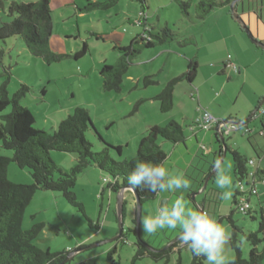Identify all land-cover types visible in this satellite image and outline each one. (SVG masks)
I'll use <instances>...</instances> for the list:
<instances>
[{"label":"rangeland","instance_id":"obj_1","mask_svg":"<svg viewBox=\"0 0 264 264\" xmlns=\"http://www.w3.org/2000/svg\"><path fill=\"white\" fill-rule=\"evenodd\" d=\"M12 1L38 0H6L5 9L0 10V24L11 20L8 8ZM87 3V0H50L52 49L58 53L74 54L87 43L88 52L84 57L79 60L66 58L47 65L28 51L20 37L0 40V87L7 81V69L10 71L7 88L11 95L22 84L30 87L21 104L33 113L36 120L34 127L39 130H55L70 111L85 107L90 110L98 132L109 137V122L113 113L118 112L111 97L122 98L116 104L126 116L113 126L112 137L122 138L127 133L139 132L146 119L161 126L171 120L178 121L184 127L186 139L178 144L160 139L169 154L163 164L171 174L183 175L189 181V187L174 192H159L156 199L143 203L139 234L136 233L135 197L132 191L125 190L124 229L120 236L119 193L108 187L105 179H111L109 174L91 166L78 175L73 190L94 226L61 192L38 190L25 211L23 227L29 229L35 223L43 222L45 227L35 243L51 252L69 251L72 257L65 264H177L179 259L182 264H191L192 252L181 246L179 230H161L149 235L141 227L145 216L158 213L162 207L171 208L177 199H182L188 208L200 210L204 205L208 215L226 228L230 238L232 224L228 217L232 213L234 223L241 228L238 243L244 258L249 259L254 246L247 237L250 233L261 240L257 248L263 252L264 214L262 216L261 208H264V183L257 182V195L247 194L252 215L239 211L234 202L240 188L234 172L233 155L231 151H226L218 160L220 144L215 138L216 125L208 130L196 123L206 109L219 121H242L252 114L258 103V92L264 85V51L241 30L231 14L230 5L216 7L205 19H199L193 7L189 16L182 14L174 0H117L107 9L92 11L84 9ZM250 4V0H245L239 5L238 12H244L243 17L253 34L264 40V0H256V6L260 5V8H255L259 9L261 18L250 11ZM143 16L155 27L154 33L169 27L174 36L163 44L145 49L134 59L124 76L121 93L107 92L103 88L100 69L104 64L114 65L117 62L119 47L128 45L134 37L144 35L145 27L139 24ZM190 59H196L199 64L194 82L180 81L174 91L173 108L162 112L160 101L153 99L168 81L187 71ZM229 60L237 69L224 67L225 61ZM151 74L156 75L157 83L145 86L143 79ZM142 98L146 100L139 105V110L135 109ZM11 110L9 106L4 113ZM248 125L250 129H259L261 117L256 114ZM231 126L239 127L233 124L227 127ZM87 137L94 144V150L100 151L96 134L88 133ZM224 139L225 143H221L223 151L227 145L231 150L256 158L244 128L225 133ZM134 140L130 141L127 149L124 146L126 152L113 157L116 160L134 158L138 148V141ZM13 153L4 149L0 142V154L13 156ZM51 157L64 171H70L76 165L77 156L73 153L51 151ZM217 161L220 163L219 170L210 176ZM221 174L231 179L230 200L221 198L222 193L229 190L218 186L217 178ZM8 176L15 183L34 182L30 170L22 169L14 162L9 165ZM215 193L220 196L216 206L212 196ZM139 235L147 246L156 251H167V254L160 259L146 255L134 261ZM81 245L83 248L74 252ZM226 254L231 261L236 258L230 240Z\"/></svg>","mask_w":264,"mask_h":264},{"label":"trees","instance_id":"obj_2","mask_svg":"<svg viewBox=\"0 0 264 264\" xmlns=\"http://www.w3.org/2000/svg\"><path fill=\"white\" fill-rule=\"evenodd\" d=\"M5 1L0 0V10L5 9ZM232 1L174 0L182 14L189 16L193 7L199 19H205L216 7L230 5ZM244 1H241L239 5L244 3ZM87 2L84 9L92 11L95 9H107L114 5L117 0H110L108 2L87 0ZM250 3V6H252L250 11L256 12L258 18H261L259 9L255 8H260V5L256 6V0H250ZM8 15L11 20L0 24V40L20 37L25 42L28 51L32 55L41 58L47 65L71 57L79 60L88 52L87 43H84L82 48L74 54L58 53L52 49L50 38L53 31V20L50 0H38L34 2L12 1L8 8ZM241 15L243 17L244 12ZM173 36L174 33L169 27L163 28L159 33H154L153 29L147 35L134 37L128 45L119 47L120 56L117 62L114 65L104 64L100 69L103 88L107 92L121 93L124 76L134 59L142 54L145 49L152 48L156 44H163L172 39ZM261 50L264 51L263 49ZM198 68V61L190 59L187 71L168 81L162 91L155 96V99L161 103L162 112H168L173 108L176 85L182 80H188L192 83L197 76ZM7 73V81L0 87V142L4 149L13 151L14 153L13 156L0 154V264H61L68 259L71 254L69 251L51 252L49 249L45 250L35 243L38 235L45 227L43 222L35 223L29 229L23 227L25 211L32 202L36 192L38 190L61 192L72 206L76 207L87 217L84 204L78 200L73 190L80 173L91 166L100 168L111 176V179H105L110 190L119 193L122 188L128 186L126 178L134 168L136 162L145 161L160 164L168 158L169 154L160 143V139L173 144L185 141L184 127L176 120H171L165 126L152 125L140 139L134 158L130 160H116L113 156L114 154L121 156L122 147L107 142L102 137L92 122L91 113L88 108L77 107L70 111L60 121L58 128L55 130H39L35 128L34 124L36 120L33 113L29 108L21 104L22 98L30 90V87L27 84H22L11 95L7 88V83L10 81L9 69H7ZM155 76V74L145 76L143 79L145 86L156 84ZM262 99L263 97L258 101L256 106H259V109L264 105H259ZM145 100L144 98L140 99L135 109H138L139 105ZM9 106L12 107V110L4 113ZM259 109L255 115L257 114L261 117V125L256 133H252L248 125L255 115L247 118L246 122L237 127L238 129L244 128V134L248 135V141L256 149L258 157L260 156L256 145L264 152L261 144H259L260 140L264 142V116L260 114ZM220 122L222 121L218 123ZM92 132L98 137L101 147L100 151L94 150V144L87 137V134ZM222 132L225 134V131ZM215 138L216 142L220 144L218 150V160H220L224 155L221 146L222 142L217 133L215 134ZM226 150L231 151L233 155L234 172L238 183L244 181L247 179L249 171L253 170L249 167V161L254 158H250L238 150H231L227 145ZM51 151L75 154L77 156L76 165L70 171L62 170L52 159ZM12 162L22 169L28 168L34 182L32 184H20L11 181L8 176V168ZM214 168L212 167V170ZM254 171L258 179L264 177V170L258 169ZM134 189L138 193L142 203L156 199L159 194V192L151 193L140 188ZM240 194L242 192L240 190L237 191L234 200L238 210V198ZM212 196L216 206L220 200L219 193H215ZM201 209L203 212L209 213L205 210L204 205L201 206ZM243 213L252 215L251 209ZM261 213L263 216V207L261 208ZM228 218L232 224L230 244L236 251V258L232 261V264H262L264 250L260 252L257 248V244L261 240L254 233L247 235L254 246L250 250L249 259L244 258L240 244L238 243V233L241 231V228L234 223L232 213ZM87 219L90 225L94 226L88 217ZM174 245L176 243L172 246ZM82 248L83 245L79 246L74 252ZM165 254H167V251H156L147 246L139 235L138 250L134 261L146 255L154 259H160ZM177 264H182L181 259H179ZM191 264H206V261L202 257H195L192 254Z\"/></svg>","mask_w":264,"mask_h":264},{"label":"clouds","instance_id":"obj_3","mask_svg":"<svg viewBox=\"0 0 264 264\" xmlns=\"http://www.w3.org/2000/svg\"><path fill=\"white\" fill-rule=\"evenodd\" d=\"M213 167L219 170V161ZM127 184L151 193L174 192L187 189L189 181L183 175H173L163 163L138 161L127 175ZM231 179L219 175L217 184L227 188L221 198H232ZM142 230L154 235L161 230H179V242L187 247L195 257H202L206 264H232L226 254L230 234L213 217L199 209L188 208L182 199H177L171 206L162 207L158 213L145 216L141 222Z\"/></svg>","mask_w":264,"mask_h":264},{"label":"water","instance_id":"obj_4","mask_svg":"<svg viewBox=\"0 0 264 264\" xmlns=\"http://www.w3.org/2000/svg\"><path fill=\"white\" fill-rule=\"evenodd\" d=\"M243 1V0H233L230 4V11L231 14L233 16V18L238 22V24L240 25V27L242 28V30H244L249 37L252 39V41L254 42L255 45H257L258 47H260L261 49L264 50V41L260 40L258 37H256L253 32L251 31L249 25L247 24V22L245 21V19L242 17V15L238 12V5L239 3ZM264 104V97L261 100L259 105ZM259 106L255 108V110L252 112V114L248 117H252L255 115V113L258 111ZM247 119L242 120V121H222L220 123H218L215 126L216 129V133L219 135L220 141L225 143V139H224V132H222L221 130V125L222 124H233V125H241L242 123L246 122ZM225 145V144H224ZM225 151H224V155L226 150V146L224 147ZM223 155V156H224ZM220 164V163H219ZM217 170V168H214L212 173L210 174V176H212L214 174V172ZM204 187H206V185H204ZM125 190H130L133 192L134 197H135V201L137 204V233L139 234V227H140V218H141V213H142V201L138 195V193L136 192V190L130 186H126L124 188H122L119 192V201H118V222H119V235L121 236V234L123 233V220H124V215H125V210H124V191ZM202 211V209H201ZM72 256H69L68 259L66 261H64L61 264H65L68 260L71 259Z\"/></svg>","mask_w":264,"mask_h":264},{"label":"crops","instance_id":"obj_5","mask_svg":"<svg viewBox=\"0 0 264 264\" xmlns=\"http://www.w3.org/2000/svg\"><path fill=\"white\" fill-rule=\"evenodd\" d=\"M148 23H149V21H148ZM149 25H151V24H149ZM152 27H153V29L155 28L153 25H151ZM259 35H260V33H259ZM231 63H234L233 61L231 62V60H229V61H225V68L227 67V66H229V67H231L232 65H231ZM239 69V71H240V67L238 68ZM224 71V70H223ZM195 80V79H194ZM194 82V81H193ZM117 95H119V94H117ZM116 95V96H117ZM194 97H196V95L194 94L193 95ZM262 97H264V85H263V87L261 88V90L258 92V101L262 98ZM111 99H112V104H114V105H116L117 107V110H118V112L117 113H113V117L111 118V120H110V124H111V126L108 128V130H107V132H108V134H110L109 135V137H107V136H105L104 134H102L103 136H104V138L106 139V141L107 142H110V143H112V144H114V145H119V146H121L122 147V153H124V152H126L125 151V148H124V146L126 147V149L129 147V145H130V141L131 140H133V139H135V140H137L138 141V144H139V141H140V139L142 138V136H144L146 133H147V131H148V129L152 126V125H159L157 122H154V121H152V120H149V119H146L145 120V122H144V124L142 125V128L139 130V132H137V133H135V134H133V133H127L126 135H123L122 136V138H118L119 136H114V137H112L113 135H111V130H112V128H113V126H115V124L117 123H119V121H121V120H123L126 116H125V114L123 113V112H121V110H119L118 109V106L119 105H117L116 103L118 102V101H120L122 98H120V97H111ZM153 100H155V98L153 99ZM131 103H133V102H131ZM130 103V104H131ZM139 108H140V106H139ZM139 108H138V110H139ZM202 113V112H201ZM197 122H198V120H197ZM197 125V124H196ZM198 126V125H197ZM199 127V126H198ZM250 128V127H249ZM260 128V127H259ZM228 129V127L225 125V124H222L221 125V130L222 131H225L226 132V130ZM234 130H238V128H236V129H234ZM259 129H250V131L252 132V133H256L257 131H258ZM121 131H122V129H121ZM102 133V132H101ZM116 137V138H115ZM126 138V139H125ZM116 139V140H115ZM134 140V141H135ZM255 142V141H254ZM259 144H261V147L264 149V142L263 141H261L260 140V142H259ZM252 147V146H251ZM253 148V147H252ZM256 148H257V150H258V153H259V156L260 157H258V155H257V153H256V149H254L253 148V150H254V152H255V154H256V158H255V156H253V155H248V157H250V158H254L255 160H256V162H255V164L251 167V169H253V170H258V169H260V170H264V152L262 151V149H259V147L256 145ZM239 151V150H238ZM262 155H263V157H262Z\"/></svg>","mask_w":264,"mask_h":264},{"label":"built area","instance_id":"obj_6","mask_svg":"<svg viewBox=\"0 0 264 264\" xmlns=\"http://www.w3.org/2000/svg\"><path fill=\"white\" fill-rule=\"evenodd\" d=\"M139 24L144 25L145 30H144V34H148L149 31H152V26L149 25L147 18H145V16H143V18L141 19V21H139ZM231 65L236 68V66L231 63ZM237 69V68H236ZM260 114H262L264 116V105L260 107L259 109ZM219 122V119H217L216 117H214V115H212V113H210L207 109L203 110L201 113L200 118L198 119L197 125L200 128L203 129H212L214 127V125H217ZM228 126V124L226 125ZM236 126H231L230 128H228L226 130L225 133H229L231 130L236 129ZM193 129V128H192ZM256 162L255 159H250L249 163L250 165H254ZM245 180H247L245 182ZM242 182H239V188L240 191L242 192V194L239 195L238 198V202H239V210L241 212H247L248 210H250V200L247 197L248 195H255L258 194V190H257V182H263L264 183V177L262 179H258L256 176V172L254 170H250L247 179H245Z\"/></svg>","mask_w":264,"mask_h":264}]
</instances>
